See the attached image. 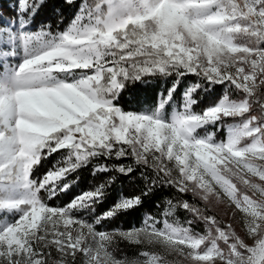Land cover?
<instances>
[{"label":"snow or ice","instance_id":"obj_1","mask_svg":"<svg viewBox=\"0 0 264 264\" xmlns=\"http://www.w3.org/2000/svg\"><path fill=\"white\" fill-rule=\"evenodd\" d=\"M10 7L15 15L0 23V264H77V254L80 264H179L173 254L191 264H264V0H81L63 30L31 29L46 9L63 23L48 0ZM157 76L173 77L166 93L139 110L121 106L130 85ZM94 160L92 176L106 178L51 205ZM138 168L144 187L126 194L119 179L134 184ZM21 188L26 196L11 195ZM114 188L113 203L91 222L76 215L95 213ZM161 188L193 199L166 197L163 227L145 214L140 227L97 230ZM210 196L242 214L252 244L209 214ZM178 208L191 219L176 218ZM121 240L162 252L117 258Z\"/></svg>","mask_w":264,"mask_h":264},{"label":"trees","instance_id":"obj_2","mask_svg":"<svg viewBox=\"0 0 264 264\" xmlns=\"http://www.w3.org/2000/svg\"><path fill=\"white\" fill-rule=\"evenodd\" d=\"M14 2V0H0V14H2V19H0V23L7 21V17H13L15 13L12 11L10 4ZM49 4H55L59 6L63 10L64 20L63 23L57 25L58 17L52 15L51 9H46L40 13L38 17L34 20L31 28L32 30H36L39 27L40 22L44 23H51L53 26V30H56L59 27L60 30H63L72 17L75 15L81 0H76L75 6H66L63 4V0H48ZM14 4V3H13ZM195 78L192 76L187 77L184 81H182L180 88L177 89L175 94V100H181V94L183 88L187 86L190 81H193ZM173 77H168L167 79L157 76L151 78V83L149 84H133L130 85L124 93L121 94V106L124 107L126 110H139L143 107L146 103H151L155 101L157 93H159L162 89L165 91L168 87L171 86ZM216 94L217 96L222 94L224 91V86H217L216 87ZM215 97V96H214ZM223 136H224V132ZM59 157V153L55 154L53 157H50L48 161L43 162L42 167L37 169L35 175L39 176L42 175L44 171L47 170L48 167L51 166V163ZM99 162H104L103 158ZM131 159L121 160V161H110L109 163H131ZM98 163V161H92L86 167L79 169L76 173H73L69 179L75 180L76 182L72 185L71 189L67 193H62L59 199L51 200L52 203L58 202L63 206L70 199L74 196L79 194L80 192L90 189L94 185L100 183L103 179L106 178V174H98L97 176L93 177L92 167L94 164ZM140 169L138 168L137 171L133 174L137 177L134 184L129 183L128 179L125 177H120L119 179V186H123L124 191L126 194H136L140 191L141 188L144 187V181L139 177ZM149 176L152 175L151 171L149 170L147 173ZM77 177L79 179H77ZM117 188L113 189L112 196L106 200L104 203L97 205L96 212L93 213L94 215H99L103 211H105L115 200ZM171 198L174 200L176 199H187L190 202L192 201L191 194L184 195L181 197V194L176 192L173 188H161L155 190L150 196L144 198L143 206L138 208L137 210L130 212L128 214H122L118 217L113 219V222L110 223L112 227L120 228V229H130L134 225L136 227L140 226L143 222L145 214L152 215L157 217L162 224L164 219L163 217V208L165 207V198ZM199 206L203 207V203L200 200L195 201ZM157 204H160V207H157ZM211 213V212H209ZM176 218H178L182 223L191 219V215L187 213L185 210L177 209ZM194 230L203 232L204 225L202 223L197 222L193 225ZM120 249L123 250L125 253L132 255H138V253L143 251L141 245H132L126 241H120ZM53 256H56L55 250H53Z\"/></svg>","mask_w":264,"mask_h":264},{"label":"rangeland","instance_id":"obj_3","mask_svg":"<svg viewBox=\"0 0 264 264\" xmlns=\"http://www.w3.org/2000/svg\"><path fill=\"white\" fill-rule=\"evenodd\" d=\"M13 3L14 2H12L10 5H13ZM9 18H11V17H7V20ZM229 91H232V90L230 89ZM222 95H223V93L218 95V96L222 97ZM216 98H217V96L213 97L211 100H206L205 103H212V102H214L216 100ZM232 98L233 99L238 98V94L233 92L232 93ZM181 101H182V97H181V100L179 102L176 101L177 107H179V105L181 104ZM196 110L199 111L200 109H196ZM167 111L171 112V106L168 107ZM209 131H214V129L210 127ZM222 132L223 131L218 132L216 134V138L218 140L224 138ZM11 195H13V196H15L17 198H22V197L27 195V191L21 188V189L15 190L13 193H11ZM49 203L51 205H53V206H56V205H60L61 206V204L58 203V202L52 203L51 201H49ZM203 205H204V203H203ZM208 207H209L210 212H211L209 214L215 215L217 217V219L221 222V227H224L225 225H229L230 224L232 226V228L235 230V232L238 235H240L242 238L245 239L246 243H248V244H252L253 243V241L251 239H248L247 236H246V230H245L244 225H243L242 214L237 209H235L234 205H230V202L227 200L226 197L222 198L220 200H217V198L215 196H210L209 202H208ZM76 215L79 216V217H82V218H87L89 220V222H91L94 219V217H95L94 214L87 215L84 212L77 213ZM112 222H113V219L110 220V221H104V222H102L101 225H97L96 228H97V230L117 229L116 227H112L111 226L110 223H112ZM140 226H138V227H140ZM157 227H163V223L162 224H157ZM121 241H123V240H121ZM120 245L121 244H120V241H119V243L116 246L117 250L114 253V255L117 258H123L125 256L128 257V258L137 257V255L130 256L129 254L125 253L123 250L120 249ZM141 246L143 248V251L162 252V249H160L158 246L157 247L146 246V245H141ZM141 258H143V257H141ZM82 259H83V257L81 256V254H77V264H80V261ZM168 259L172 260L174 262H179V264H191L190 260H186V259H184L183 257H181V256H179L177 254H173L172 256H169Z\"/></svg>","mask_w":264,"mask_h":264}]
</instances>
